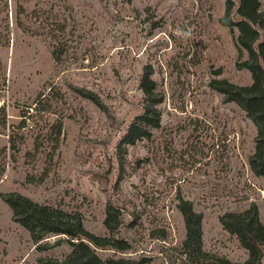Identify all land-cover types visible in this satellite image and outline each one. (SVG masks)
Returning a JSON list of instances; mask_svg holds the SVG:
<instances>
[{"label":"rangeland","instance_id":"374dc122","mask_svg":"<svg viewBox=\"0 0 264 264\" xmlns=\"http://www.w3.org/2000/svg\"><path fill=\"white\" fill-rule=\"evenodd\" d=\"M17 4L25 9L19 23ZM39 9L54 14L49 22L34 15ZM56 17L66 22L61 63L52 56L55 41L42 34L49 29H41H56ZM225 18L226 0H0V108L7 116L6 127L0 120V148H7L0 264H54L72 252L62 235H44L35 244L2 198L12 192L77 213L100 236H109L104 221L112 202L123 211L120 237L132 246L123 257L188 264L180 194L204 215L206 255L198 264H212V257L247 260L220 217L255 203L264 223V177L248 164L256 127L210 86L214 79L252 82L247 54ZM147 65L164 97L161 125L121 153V137L143 112L140 80ZM48 83L63 97L44 113L34 102ZM81 88L96 93L103 107L81 97ZM57 120L63 122L59 135ZM98 251L103 258L122 256Z\"/></svg>","mask_w":264,"mask_h":264},{"label":"trees","instance_id":"16d2710c","mask_svg":"<svg viewBox=\"0 0 264 264\" xmlns=\"http://www.w3.org/2000/svg\"><path fill=\"white\" fill-rule=\"evenodd\" d=\"M7 1V0H5ZM17 1V0H15ZM16 8L18 23L21 14L25 12L23 5ZM235 14L238 19L232 15ZM34 15L42 17L49 22L54 14L46 10H34ZM224 25L237 32V45L247 54L244 66L250 71L252 82L250 85H237L227 79H214L210 86L223 96L225 102L235 103L246 113L247 118L257 129L254 151L248 158L250 171L259 177H264V8L260 0H226V18L222 20ZM56 29L41 26V29H49L42 32L56 46L52 50V56L57 63H61L65 54L63 36L66 32V22L61 17L53 21ZM36 33H38L36 31ZM152 68L144 67L140 80L143 91V112L127 127L124 135L118 143V150L122 153L127 146L135 145L138 141L150 139L152 132L161 125L162 112L159 104L164 97L158 91L157 83L152 78ZM36 98L34 105L36 110L44 113L53 112L52 102L62 98L55 85L48 83ZM49 89L48 92H46ZM81 97L88 99L98 106L102 102L97 94L81 88L77 92ZM103 107V106H102ZM28 112L24 113V117ZM27 118V117H26ZM22 119L19 127L23 126ZM6 109L0 108V120L6 127ZM63 126L62 120H57L55 132L59 135ZM11 149L18 150L16 135L10 134ZM6 147L0 148V176L6 171L5 154ZM119 157H121L119 155ZM47 170H45V175ZM34 180V178H32ZM43 177H40V181ZM32 181V180H31ZM119 184V182H118ZM2 198L10 206L13 219L29 231L32 240L38 246L45 239L44 235H62L66 243L72 248L71 254L61 262L54 264H145L144 259H127L123 254L132 249L128 240L120 237L121 227L125 220L123 211L119 206L109 202L106 209L105 226L109 236H100L86 229L82 218L77 213H69L63 209L50 205H41L20 193L12 192L3 194ZM178 208L181 211L185 223V239L182 243L185 260L188 264H198L200 257H205L203 250V219L204 215L194 209L191 201L178 194ZM223 229L235 236L241 246L247 250L248 258L244 262H232L223 257H212V264H262L264 258V223L260 217L259 206L251 204L242 212H227L220 217ZM165 237V236H164ZM59 244V242L57 243ZM98 250L112 251L122 256L103 258Z\"/></svg>","mask_w":264,"mask_h":264}]
</instances>
